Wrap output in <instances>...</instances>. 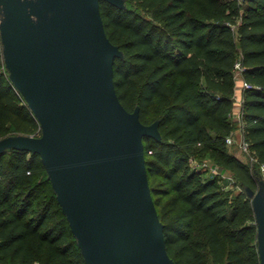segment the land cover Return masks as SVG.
<instances>
[{"label":"trees","instance_id":"1","mask_svg":"<svg viewBox=\"0 0 264 264\" xmlns=\"http://www.w3.org/2000/svg\"><path fill=\"white\" fill-rule=\"evenodd\" d=\"M114 61L116 94L142 123L159 121L161 141L145 138L147 176L169 256L176 264H259L256 224L244 187L264 179V0H125L100 3ZM242 79L243 138L254 174L228 154L235 128L233 67ZM212 132L213 135L210 134ZM40 134L11 84L0 43V138ZM207 154L241 192L188 165ZM0 264H85L37 154H0Z\"/></svg>","mask_w":264,"mask_h":264},{"label":"water","instance_id":"2","mask_svg":"<svg viewBox=\"0 0 264 264\" xmlns=\"http://www.w3.org/2000/svg\"><path fill=\"white\" fill-rule=\"evenodd\" d=\"M125 0H0V43L13 87L40 134L0 138V154H37L85 264H176L147 176L145 138L159 121L128 111L114 84L123 54L107 37L100 3ZM264 264V179L244 187Z\"/></svg>","mask_w":264,"mask_h":264},{"label":"rangeland","instance_id":"3","mask_svg":"<svg viewBox=\"0 0 264 264\" xmlns=\"http://www.w3.org/2000/svg\"><path fill=\"white\" fill-rule=\"evenodd\" d=\"M235 81V94L233 97V115L230 118L231 123L233 122L235 128L232 129L231 134L228 136L230 138L231 143H227L225 139L226 150L228 154L234 155L238 159H240L245 165L251 170L252 174L256 179V175L254 174V159L251 155V152H245L239 146L242 133L241 129V120H240V106L242 99V80L240 76H234ZM211 135L212 132H210ZM188 165L191 169H196L203 172L202 178L213 177V173L216 171L218 174L214 177L219 179V184L221 186V190L224 194L229 193V197H232L241 192V189L238 185L234 184V180L231 177V174L227 171L221 170L218 168L214 160L211 159L207 154H202L192 160H189ZM256 171L264 178V173L260 169H256Z\"/></svg>","mask_w":264,"mask_h":264},{"label":"built area","instance_id":"4","mask_svg":"<svg viewBox=\"0 0 264 264\" xmlns=\"http://www.w3.org/2000/svg\"><path fill=\"white\" fill-rule=\"evenodd\" d=\"M242 70L243 69H242V66H241L240 62L239 61L235 62L234 67H233V77L234 76H240L241 77V80H242V90H243V89H246V88H250V85L243 81L242 74H241ZM241 104H242V99H241ZM240 109H241V106H240ZM232 115H233V113H232ZM239 116H240V120H241V111L239 113ZM240 131L242 133V136H241V140H240V143H239V145H240L239 147L242 150H244L245 152H249V145H248V143L243 138L242 123H241V129H240ZM226 142L227 143H231L230 138L227 137L226 138ZM260 170L264 173V164L260 165ZM213 174H214L213 175V177H214V176H216L218 174V172L215 171Z\"/></svg>","mask_w":264,"mask_h":264}]
</instances>
